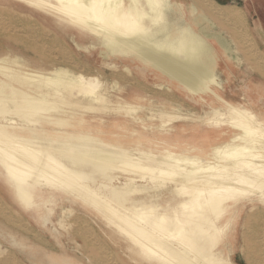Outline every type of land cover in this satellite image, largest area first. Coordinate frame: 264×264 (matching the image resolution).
I'll use <instances>...</instances> for the list:
<instances>
[{
  "label": "bare ground",
  "instance_id": "6f19581e",
  "mask_svg": "<svg viewBox=\"0 0 264 264\" xmlns=\"http://www.w3.org/2000/svg\"><path fill=\"white\" fill-rule=\"evenodd\" d=\"M191 1L186 7L160 0L156 7L154 0H111L113 7L102 14L88 7L100 0H0L1 189L42 226L65 200L69 206L59 219L65 228L79 204L109 228L116 243L122 238L138 264H235L231 255L240 227L245 260L253 261L264 248V239L252 245L248 236L260 216L258 206H264V111L254 107L261 101L251 84L244 102L221 93L219 65L237 51L225 37L210 33L216 23L233 33L232 17H243L214 0ZM67 31L90 40L77 48L97 50L111 77L99 79L104 72L73 56ZM239 36L264 80V55L247 25ZM12 44L22 45L21 56L31 55L30 60L12 51L3 55L1 48ZM135 73L146 82L153 75L154 86L172 101L179 91L207 105L196 118L207 130L189 141L166 139L173 121L190 116L165 110L164 99L146 109L138 93L132 102L116 97L126 87L146 89ZM259 98L263 101L264 92ZM143 111L150 112L151 121L160 120L159 136L128 133L120 125L105 128V116L145 126ZM0 213L33 233L1 196ZM87 222L74 227L76 237L91 247L100 238ZM99 254L89 262L119 264L110 249L100 248ZM260 260L264 264V257ZM0 264L22 263L5 251Z\"/></svg>",
  "mask_w": 264,
  "mask_h": 264
},
{
  "label": "rangeland",
  "instance_id": "374dc122",
  "mask_svg": "<svg viewBox=\"0 0 264 264\" xmlns=\"http://www.w3.org/2000/svg\"><path fill=\"white\" fill-rule=\"evenodd\" d=\"M179 3L184 4V6L188 7L192 4L191 0H176ZM217 4L227 8L225 11L231 13V11H239L242 15V19L238 16L234 15L232 17L233 21L236 22L234 25H237V28L233 27V33L229 31L223 30V26L216 23L214 28L210 31L211 34L225 37L231 44L233 51H237L232 55L233 59H229V61H221L218 69L219 81H221L223 85V89L221 93H223L224 97L227 99L235 100L236 102H244L242 99L245 97L247 84H251V90L254 93V97L261 101L259 102L260 106L255 108L264 111V99L262 101L260 95H263L264 92V80L258 74L259 72L255 70V67L258 66V61L254 59L247 58L245 51L248 48L245 44L241 43L239 32L242 30L243 24L247 25L248 33L251 35L253 42L258 44L261 52L264 55V0H214ZM232 7V8H231ZM229 8V9H228ZM231 9V10H230ZM238 17V18H237ZM236 20V21H235ZM215 22V21H214ZM202 27H197V30H201ZM231 29L232 27L229 26ZM240 30V31H239ZM70 35L63 36L65 39L67 38L66 47L73 52V56L75 58H80L81 61L87 64H91L92 66L98 68L102 72L98 75L99 79L103 76H110V69L103 64L100 57L97 56V50H92L91 52L80 50L77 48L76 43L78 45H89L91 44L90 40H86L83 37L71 35L72 32L67 31ZM76 34V32H75ZM74 34V35H75ZM229 34V36H228ZM236 36V37H235ZM231 37V38H230ZM238 37V38H237ZM73 38V39H72ZM235 41L236 45H235ZM214 43L215 40H213ZM244 42V41H243ZM56 50H60L59 44H56ZM218 45V44H217ZM238 45V46H237ZM238 47V49L236 48ZM8 50L4 49L1 51L4 54L11 52V54H17L20 57L22 45L20 44H12L9 46ZM246 47V48H245ZM98 49V48H97ZM219 52L222 54V58L224 51L218 45ZM243 50V51H242ZM240 52V53H239ZM239 53V54H238ZM1 54V53H0ZM56 54V53H55ZM2 55V54H1ZM57 55V54H56ZM58 56V55H57ZM224 56V57H223ZM239 58V61L235 57ZM28 57H32L31 55ZM28 57H22L24 60H30ZM248 61V62H247ZM134 76L138 78L141 83L146 87V89H138V88H130L126 87L123 90V93L116 92V97H120L125 101L132 102V98L135 94H139L142 96V104L146 106V109L153 105L157 107L159 105H163L162 99H164L165 110L171 111L172 109L177 110V112L182 115H189V120L179 119L173 121L170 127H174L173 133L167 136L166 139L171 141H189L194 139V137L200 136L201 131L207 130V126L201 123V121L196 120L197 117L204 115V111L208 110L209 107L205 104L200 103L199 101H193L188 97L186 93H182L179 91L173 92L174 100L172 101L170 97L166 94H163V91L159 88L155 87L154 84L156 82L154 76H148L147 82L140 77L139 74L135 73ZM111 77V76H110ZM109 77V78H110ZM110 80V79H109ZM250 81L252 83H250ZM110 84V82H109ZM261 85V86H260ZM123 86V85H122ZM262 89H259V88ZM151 91V92H150ZM162 91V93H161ZM245 91V92H244ZM194 98V97H191ZM178 100V101H177ZM175 101V102H174ZM180 101V102H179ZM183 102V103H182ZM152 106V107H153ZM144 120H146V125L138 124L133 122L130 119L122 118L120 116H105L104 117V125L105 128L112 127L115 125H120L127 128L128 133L132 130H138L140 135H147L149 137L159 136V129H161L160 120L151 121L149 116L150 112L143 111L140 113ZM91 117V116H90ZM91 119V118H87ZM92 120V119H91ZM94 124L96 122L92 120ZM146 127V128H145ZM152 131L156 133H152ZM126 132V135L128 134ZM158 133V135H157ZM139 135H135L137 137ZM161 138V136H160ZM185 144V143H183ZM183 146V145H182ZM5 186V185H4ZM2 183H0V196L5 199L8 207H11L12 210L17 212V217L22 219V223L30 228L33 233L31 235H27L22 229L14 226L10 221L6 220L5 217L0 213V254L5 251L12 252L16 259L20 261L22 264H67V263H78V264H91L88 258L93 256H99V250L107 248L110 249L117 256V262L119 264H138L136 261L131 260L132 258H137L136 254H131L124 248V243L122 238L116 240L111 236V232L109 228L104 225V223L100 220L94 218V216L90 213L83 212L84 207H80L79 204H74V209H79V212L76 213V216L72 218L66 219L67 226L61 227L59 225V219L63 217L62 208L65 206H69V203L65 200H61L58 202L54 214L51 216V223H48L46 227L42 226V224L36 219L35 214L30 211H24L20 207H18L11 199L10 196L7 195L6 188L1 189ZM68 208V207H67ZM259 215L258 218L253 220V224H251V228H254L252 232L249 233V242L254 244H259L264 239V206H258ZM78 211V210H77ZM248 211L244 213L242 216V224L245 222ZM263 213V214H262ZM10 215L6 216L9 217ZM77 219H76V218ZM70 220V221H69ZM74 222H73V221ZM78 220V221H77ZM81 220V221H80ZM241 216L238 219L240 222ZM91 223V226L96 230L99 239V245L94 244L91 247H86L85 243L82 240L76 237L79 236V232L75 231V225L78 223ZM77 222V223H76ZM256 222V223H255ZM20 222H15L18 224ZM21 224V223H20ZM238 224H236L235 229L238 228ZM74 228V229H73ZM241 228V227H240ZM239 228V232L237 233V242L236 247L231 255L232 260L235 264H262L260 258L264 257V248H259L261 251L255 256V259L245 260L242 256V247L244 245L243 231ZM256 230V231H255ZM259 234V235H258ZM34 235L36 236L34 238ZM263 235V236H262ZM264 241V240H263ZM102 242V243H101ZM120 243V244H119ZM123 246L122 248L120 246ZM143 262V261H142ZM145 263V262H143ZM94 264H96L94 262Z\"/></svg>",
  "mask_w": 264,
  "mask_h": 264
},
{
  "label": "snow or ice",
  "instance_id": "6c2138e0",
  "mask_svg": "<svg viewBox=\"0 0 264 264\" xmlns=\"http://www.w3.org/2000/svg\"><path fill=\"white\" fill-rule=\"evenodd\" d=\"M154 3H155V6L156 7H160L161 4H160V0H154ZM117 7L119 5H116ZM88 7H97L101 10L102 14H103V11L106 9V8H112L113 5L111 3V0H108V3L105 4L104 0H100V3L96 4V5H88Z\"/></svg>",
  "mask_w": 264,
  "mask_h": 264
}]
</instances>
